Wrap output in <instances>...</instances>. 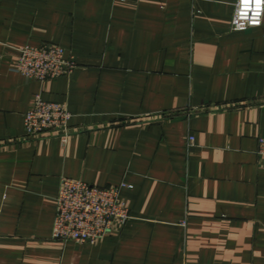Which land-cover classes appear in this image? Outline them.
Masks as SVG:
<instances>
[{
	"label": "crops",
	"instance_id": "crops-1",
	"mask_svg": "<svg viewBox=\"0 0 264 264\" xmlns=\"http://www.w3.org/2000/svg\"><path fill=\"white\" fill-rule=\"evenodd\" d=\"M235 2L0 0V264H264V14L232 31ZM27 44L77 67L26 81ZM36 94L71 113L65 143L24 140ZM63 176L122 184L125 226L53 240Z\"/></svg>",
	"mask_w": 264,
	"mask_h": 264
},
{
	"label": "built area",
	"instance_id": "built-area-1",
	"mask_svg": "<svg viewBox=\"0 0 264 264\" xmlns=\"http://www.w3.org/2000/svg\"><path fill=\"white\" fill-rule=\"evenodd\" d=\"M264 0H236L230 29L243 32L262 23ZM77 67L74 55L57 44L25 45L18 49L14 71L26 81L43 83L70 75ZM225 108V107H222ZM220 108V109H222ZM219 108H195L194 113ZM71 113L64 104L45 101L33 96L23 116L25 141L56 138L67 141L72 129ZM132 122V118L124 120ZM193 141L189 138V143ZM258 163L264 167V138L258 139ZM123 185L97 187L81 180L61 177L55 199V215L51 238L61 242L94 245L108 235L119 232L130 219L127 206L120 201Z\"/></svg>",
	"mask_w": 264,
	"mask_h": 264
}]
</instances>
